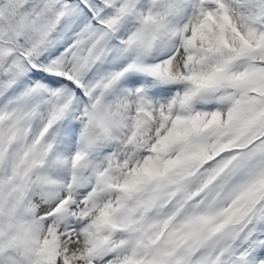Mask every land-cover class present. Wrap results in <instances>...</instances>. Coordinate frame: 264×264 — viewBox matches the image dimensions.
Wrapping results in <instances>:
<instances>
[{
  "label": "snow or ice",
  "instance_id": "snow-or-ice-1",
  "mask_svg": "<svg viewBox=\"0 0 264 264\" xmlns=\"http://www.w3.org/2000/svg\"><path fill=\"white\" fill-rule=\"evenodd\" d=\"M0 264H264V0H0Z\"/></svg>",
  "mask_w": 264,
  "mask_h": 264
}]
</instances>
